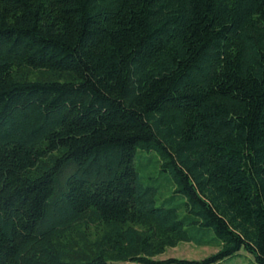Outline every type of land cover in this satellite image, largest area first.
<instances>
[{
	"label": "trees",
	"instance_id": "16d2710c",
	"mask_svg": "<svg viewBox=\"0 0 264 264\" xmlns=\"http://www.w3.org/2000/svg\"><path fill=\"white\" fill-rule=\"evenodd\" d=\"M179 242L216 249L153 258ZM240 251L264 264V0H0V264Z\"/></svg>",
	"mask_w": 264,
	"mask_h": 264
},
{
	"label": "rangeland",
	"instance_id": "374dc122",
	"mask_svg": "<svg viewBox=\"0 0 264 264\" xmlns=\"http://www.w3.org/2000/svg\"><path fill=\"white\" fill-rule=\"evenodd\" d=\"M138 155V156H137ZM154 156L151 153H136L135 165L139 175H151L156 174L154 166ZM163 174V173H161ZM168 185L163 189V193H167L169 189ZM216 247L211 245L198 246L192 242H179L173 247H167L162 253L156 254L153 258H166V257H177L187 259H198L213 251ZM128 264V263H123ZM219 264H250L249 255L243 251H240L239 255L233 258H228Z\"/></svg>",
	"mask_w": 264,
	"mask_h": 264
}]
</instances>
